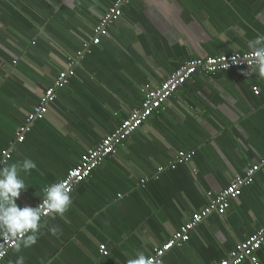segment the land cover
<instances>
[{
  "label": "crops",
  "instance_id": "crops-1",
  "mask_svg": "<svg viewBox=\"0 0 264 264\" xmlns=\"http://www.w3.org/2000/svg\"><path fill=\"white\" fill-rule=\"evenodd\" d=\"M113 1L0 2V160L10 153L0 169L25 159L36 164L21 172V208H34L44 188L63 180L184 62L252 51L248 41L264 35V0H132L76 66L44 119L15 143L40 95ZM252 69L195 74L73 188L64 215L44 218L35 243L10 250L0 264H16L19 257L23 264H127L137 252L150 257L208 205L207 194L218 195L258 166L254 182L226 214L202 221L162 264L224 260L264 226V79ZM182 152L193 153L190 162L168 169ZM5 234L0 228V238ZM256 256L264 264V244Z\"/></svg>",
  "mask_w": 264,
  "mask_h": 264
},
{
  "label": "built area",
  "instance_id": "built-area-1",
  "mask_svg": "<svg viewBox=\"0 0 264 264\" xmlns=\"http://www.w3.org/2000/svg\"><path fill=\"white\" fill-rule=\"evenodd\" d=\"M6 0H0L5 2ZM132 0H114L111 6L105 11L101 20L93 28V34L90 39L82 44L81 50L77 51L74 56L68 58L65 70L58 73L51 86L46 88L40 95L38 105H36L27 116L26 123L22 125L15 134V143H22L26 134L31 130L34 122L44 119L50 105L55 101L58 91L65 88L70 79L75 76V68L80 61L89 54L92 47L101 44L102 40L108 36L110 27L114 22L123 15V10ZM255 66V57L252 51L235 52L230 55L214 56L205 59L195 58L184 62L179 69L170 74L156 89L148 90L137 108L131 110L130 114L122 120L119 126L111 133L104 136L98 144L93 148L87 149L85 154L76 166L69 169L66 176L60 182L65 184L69 190V195L73 188L79 183L90 177L91 173L103 162L104 159L116 153V151L124 146L125 141L144 125L150 117L163 110L165 102L172 97L178 89L186 82L191 80L195 74H204L210 76L218 72L229 70H251ZM257 92V89L254 88ZM0 165L10 159L9 152L2 153ZM193 153H179L175 160L168 164V169H174L177 165L188 164ZM258 166L249 168L243 176H237L230 184L218 195L211 196L207 194L209 203L199 212L194 213L190 220L183 224L171 237L161 246L153 249L150 256L153 264H162V259L170 250L182 246L189 240L190 233L212 214L220 217L224 216L229 209L230 203L236 200L244 187L250 186L258 171ZM164 168L159 167L157 173L160 174ZM146 180H142L144 187ZM40 199L34 206L38 207L42 203ZM42 208V212H43ZM52 213L41 216V221ZM40 221V222H41ZM25 233L21 239H25L29 234ZM16 238H9L5 234L0 238V252L4 255L0 256V262L7 256L10 250L15 248ZM264 244V226L246 240L238 243L228 256L217 264H242L249 261L250 264H260L256 253ZM99 252L103 256L108 255L105 245L99 246Z\"/></svg>",
  "mask_w": 264,
  "mask_h": 264
},
{
  "label": "clouds",
  "instance_id": "clouds-1",
  "mask_svg": "<svg viewBox=\"0 0 264 264\" xmlns=\"http://www.w3.org/2000/svg\"><path fill=\"white\" fill-rule=\"evenodd\" d=\"M247 46L255 57V66L252 71L264 79V35H257L254 40L248 41ZM35 167L36 164L31 159H25L0 169V228L9 238H16L17 251L21 245L27 248L35 243V234L40 226L42 215L54 213L62 216L72 202L65 184L58 182L43 189V200L38 207H19L16 198L26 188L21 172L27 174ZM29 232L32 234L26 239H21L25 233ZM2 255L4 253L0 252V256ZM16 264H23V257H19ZM127 264H153V260L143 252H137L135 258L128 259Z\"/></svg>",
  "mask_w": 264,
  "mask_h": 264
}]
</instances>
